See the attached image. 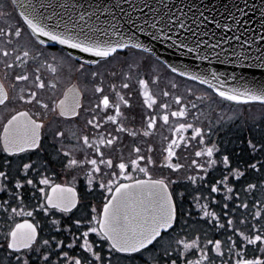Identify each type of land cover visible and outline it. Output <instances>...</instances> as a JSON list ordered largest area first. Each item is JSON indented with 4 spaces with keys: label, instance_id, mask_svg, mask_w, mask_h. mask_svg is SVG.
Returning a JSON list of instances; mask_svg holds the SVG:
<instances>
[{
    "label": "snow or ice",
    "instance_id": "6c2138e0",
    "mask_svg": "<svg viewBox=\"0 0 264 264\" xmlns=\"http://www.w3.org/2000/svg\"><path fill=\"white\" fill-rule=\"evenodd\" d=\"M17 6L21 9V19L14 27L0 29V38H7L6 46L0 48V63L5 69V79L8 71H13L14 81L29 82L27 72H15V69L24 68L30 59L44 56L43 46L49 42L79 49L106 61L119 50L151 52L138 37V33H147L152 40L170 41L174 48L186 50L189 54L195 53L201 61L211 62L215 59L221 64H231L242 69L240 73L233 70L230 74L202 70L201 74L192 72L187 67L169 64L167 67L172 73L207 85L216 96L225 101L237 104L264 103V82L257 84L243 75V71L248 70H260L264 73V8L260 9V31H257L256 28L249 27L251 16L248 11L251 7L255 12L257 6L249 5L247 0L243 6L235 2L225 4L223 11L217 9L215 4L210 7L208 3L201 5L196 0H139V3L137 0H114L112 3L105 0L104 3L86 5L78 0H47V3L44 0H20ZM6 7L8 5L0 0V8ZM57 8L63 9L68 14L67 18L58 13ZM49 9L51 14L46 15L45 12ZM53 20L55 23L51 22ZM26 29L30 30V41L38 45L35 56L27 47L18 48L14 43V39L19 42ZM258 41L262 43L258 45ZM7 45H13L11 53ZM253 51L257 54L253 55ZM10 56L12 62L8 60ZM92 63L98 64L99 61ZM125 63L129 67V79L132 68L139 69L142 64L146 76L149 72L156 71L146 60L133 59ZM80 69H84L83 64ZM91 75L98 78L100 73L92 72ZM159 79L157 75L155 82L158 83ZM229 79L236 81V84L229 85ZM32 83L38 89L47 86L39 75L32 79ZM138 83L142 86L144 104L155 111L154 106L158 104V100L150 88V80L139 79ZM51 87L56 88V84ZM122 87L128 89L130 85L124 83ZM171 87L177 89L179 84L173 82ZM16 88L17 84L13 83L11 89ZM111 88L115 91L116 85H111ZM94 91L100 96L98 102L88 109L92 118L86 120L87 125L93 129H102L110 123L115 125L117 135L97 133L94 139L88 134L76 137L84 148L94 150L91 158L84 156L83 159H77L71 151H64L65 133L54 128L44 118L43 112L14 108L10 118L2 123L0 193H7L10 200L17 204L12 207L7 201L0 202V209L5 214L0 218V250L5 253L7 264H135L136 255L143 258L145 251L152 253L151 264H216L217 260L219 264H264V184L248 182L243 189V197L239 191L229 186L230 176L240 180L249 170L260 173L264 169V129L260 131L258 140L255 137L247 140L252 153L250 159L254 162L246 161L245 170L232 168L229 156L223 155L220 162L228 170V174L205 185L208 171L217 165L215 153L221 149L215 143L210 147L205 143V137L212 133L211 127L205 131L204 127L187 122L190 115L188 105L177 94L174 97L175 104L179 106L177 110H170L168 103L159 104L163 110L159 118L165 124L169 123L170 117L176 118V124L172 128L176 135L164 149L166 155L162 167L179 173L185 165L173 162V158L179 159L176 150L196 140L201 147L195 151V157L207 159L204 163L193 159L191 164L205 175H185L176 179L170 176L153 178L148 165L155 167L156 161L151 156L142 154L139 146L132 150L135 158L126 159L121 153L114 163L112 157L105 156L101 146L114 148L121 144L119 133H127L132 137L140 133L125 126L124 120L127 117L121 106L130 108L131 104L124 95L116 93L115 100H110L99 84ZM186 91L194 95L191 88ZM162 94L164 97L172 96L170 91ZM37 96V91L29 90L25 94L23 87L13 96L3 80H0L2 107L7 108L16 100L23 104L36 102L42 110L56 111L61 117H79L84 108L82 93L76 88L64 94L58 109H50V105L38 100ZM198 99L203 100L205 97L200 96ZM191 107L196 108L197 105L193 104ZM109 109L114 110V114H108ZM197 118L193 116V120ZM156 122V116H147L146 128H155ZM189 130L190 137L185 135ZM143 135L150 136L151 132L145 130ZM49 136L53 141L59 138L60 148L57 149L55 142L45 144ZM50 148L55 152L56 159L51 158ZM40 153H44L43 157L38 161L33 160V156H39ZM57 164L66 170L86 167V184L83 190H78L75 176L70 182H56L48 174V170L51 166L54 171ZM134 172L143 174L146 179L137 178L133 175ZM183 181L197 187L193 192H187L185 185V191H177L174 186H180ZM202 187L207 189L208 196L204 195ZM25 189L34 198L31 205L25 204ZM222 189L227 193L225 202L221 205L223 210H229L227 201H233L234 196L241 201L235 208L248 210L251 203L250 218L239 221L243 227L236 226L229 210L224 211L223 215L229 217L227 227L232 229L233 234L223 241L207 239L202 244L199 235L191 240L187 236L172 237L170 230H175L174 226L180 216H186L185 224L193 217V210L185 209L182 204L188 195L192 196L195 208L199 209L204 218H211L216 221V226L225 228L226 225L220 223L221 216L210 211V205L206 202L211 194L219 193ZM97 194L100 196V203L93 205L89 197ZM26 208L31 210L26 211ZM82 209L86 210V214L81 212ZM17 215L32 219L16 222ZM37 216L50 221L51 231L47 238L42 235L46 225L33 222ZM63 233H67V237L58 239ZM66 240L70 242L66 243ZM77 248L80 249L79 255L75 253ZM0 264H4V260H0Z\"/></svg>",
    "mask_w": 264,
    "mask_h": 264
},
{
    "label": "flooded vegetation",
    "instance_id": "af4514ba",
    "mask_svg": "<svg viewBox=\"0 0 264 264\" xmlns=\"http://www.w3.org/2000/svg\"><path fill=\"white\" fill-rule=\"evenodd\" d=\"M2 2L6 3L8 7L0 8V29H7L9 26L14 27L18 23V21L21 19L19 17V11L17 7L14 6L13 0H2ZM6 40L7 38H0V48H4L6 46ZM32 40H34V36H32ZM14 43H16V46L18 48L27 47L29 50L33 52L34 56L36 55L38 45L30 41V30L26 29L23 36L20 38L19 42L17 43L14 39ZM12 47L13 45H7V49L10 53L12 52ZM43 50L45 52L44 56L39 57L34 60L30 59L24 68L17 67L15 69V72H27L30 76L29 82L25 83V82L14 81L12 79L13 71H8L7 79H5V69L3 68L2 63H0V80H3L6 88L10 89L11 94L13 96L17 94L19 88L21 87L25 89V94H27L29 90L37 91L38 92L37 99L45 103H48L50 105V109H54V108L58 109L59 101L64 98V94L71 87H76L79 90V92L82 93L84 108L81 110V114L79 117H68V116L61 117L57 114L56 111L50 110V113L54 115V121H53L54 128H59V130L65 133V138L63 140L64 148L70 147V149L76 150L77 148H79V145H82V143H78V142L76 143L74 141H71V143L68 144V142L70 141L69 136H68L69 135L68 129L66 127L64 128L63 126H65V124L67 123L75 124L80 118L83 119L85 117L86 118L91 117L88 109L93 107V105L96 102H98L100 94L95 93L94 91L95 86L98 84L105 89L104 94L109 95L110 100H115L116 93H120L121 95H124L126 99L130 101V104H131L130 108L127 106H123V105L121 106L122 112H124L125 116L127 117V119L124 120V123H125V126L128 127L129 129L135 130L140 133V135L136 137H132L131 135L127 133H119L118 135L120 136V140L122 141V143L118 144L114 149L113 148L109 149V148H105L101 146V150L104 151L105 156L112 157L114 160V163L117 162V159L121 155V153L126 159L129 157L135 158V153L132 150L134 147H137V146L141 147L142 154H147L148 156H151L153 160H154V155H153L154 148H157V147L160 148L162 147V145H164L162 149L163 148L165 149L167 147L171 138H174L176 133L172 130H171V133L169 132L170 130L169 124L171 122L170 119H169V123L165 124L162 121V119L159 118V116L163 114V110L160 109L159 104L168 103L170 106V110L172 111L177 110L179 106H177L174 102V97L177 94L181 95L183 97V103L188 105V110H189L190 115L187 118V122H192L196 126L202 127V121L200 119L201 109H202L201 106L205 99L203 100L198 99V97L202 95H200L194 89H196L195 86H201L205 90H209L211 93H213V91L210 90L208 87H204L196 82L194 83L186 78H182L172 73L166 66H164L162 63H160L156 58H154L151 55H148L141 51L126 50L123 52H118L114 57L106 61L99 62L98 64L91 66V65L83 64L77 59L72 58L63 49H59V48L52 47V46L51 47L43 46ZM128 51H135L136 53H139V52L143 53L144 58L142 60H146L148 64L154 66L156 68L155 73L149 72L146 76L145 75L146 70L142 64L139 69H137L136 67L132 68L131 79H129V67H128V64L125 63V61L130 62L131 60L135 58L128 57L126 59L124 57H121L118 60L115 59L117 55H123L124 53H127ZM53 57H55V59H53ZM0 60H2V58H0ZM8 60L9 62H12V57L10 56ZM113 60H117V61H113ZM109 63H111L112 65H109ZM81 64L84 65L83 70L80 69ZM108 65L109 67H107ZM100 66L102 67L99 70L98 68ZM104 67H107V69L105 70ZM86 72L89 75H91L92 72L100 73V76L98 78L90 79L92 82H90L89 84L93 83L92 93L91 92L88 93L86 91V83H85ZM36 75H39L40 78L47 85L44 89H38L32 83V79H34ZM157 75L160 77L158 83L155 82V77ZM145 78H148L150 80V88L158 100V104L154 106L155 111L148 109L147 106L143 102L142 86L138 83V80L145 79ZM173 79L175 81H173ZM173 82L179 84V88L177 89L172 88L171 84ZM13 83L17 84V88L14 90L11 89V85ZM124 83H129L130 87L128 89H124L122 87ZM182 83L183 84L185 83V84L180 85ZM52 84H56V88H52L51 87ZM113 84L116 85L115 91H113L111 88V85ZM186 85L191 87V89L195 93L194 95H190L187 91H184V89L187 88ZM164 91H170L172 93V96L164 97L162 94ZM213 95L215 94L213 93ZM193 104H196L197 107L192 108L191 106ZM12 105H17L16 107H18L19 110H28L31 112H37V111L39 112V108H40V105L36 102H33L32 104H23L22 102H19L18 100L14 101ZM240 105L248 106L244 104H240ZM4 108L5 107L0 106V110ZM10 114L7 117V119L10 118ZM108 114H114V110L109 109ZM149 115H154L157 117L155 128L150 129V130L146 128L147 116ZM193 116H197L198 118L193 120ZM170 118H172L173 121L176 120V118H173V117H170ZM7 119H5L3 122H6ZM214 122L215 121L211 119V122H210L211 124L209 125V127H211L212 129V133L210 134V136L205 137V139L210 137L212 143H217V145L219 143V145L220 144L222 145L220 146V149L223 148V151L221 150L220 152H217L216 154L217 158L221 161L223 155H228L231 165L238 164L239 166H243V164L246 161H251L249 157L250 155H252L251 149L247 147L248 148L247 150L249 151L248 153L246 152V150H244V146L247 144V140L250 137V132H251L250 128L244 127L240 129L239 127L240 120H236V121L232 120L227 125V129L229 130L226 133L227 139H224L223 138L224 135H221L218 141V137L216 138V135H215L217 130L216 128H214ZM2 123L0 124V128H2ZM101 123L102 124L104 123L102 119H101ZM175 124L173 123L171 125V129L173 128ZM87 127L89 129V125ZM234 127H237V128L234 129ZM254 128H255V132H257V138L259 139L260 131L264 129V121H263V126L258 125L257 127H254ZM96 130L98 131V133H103L104 135H107L108 133L117 135V133L115 132V125H112L110 123L106 124L102 130L100 129H96ZM145 130L150 131L151 135L144 136L143 132ZM207 130L208 129H206V131ZM235 131H238V134H239L238 137H236ZM71 132H73V130H71ZM185 135L190 137L191 130H189L188 133H186ZM49 142L51 143L55 142L57 149L60 148L61 146V145L59 146L60 144L59 138H57L56 141H53L52 137L49 136L48 140L45 141V144L46 143L49 144ZM149 149H152V151H149ZM197 150H199V148ZM51 152H54V151L51 149ZM43 155L44 153H40L39 156H33V160L38 161L40 160L41 157H43ZM51 158L56 159L57 157L55 154L51 153ZM148 167L150 168V172L152 176L157 171L159 172L161 170H167L166 167L161 168V167H157V165L153 167L151 164H149ZM49 168H51V166ZM54 170L56 172L50 175L53 176V178L58 183L64 182V181L70 182L69 180H71L73 177L72 173L67 172L68 170L70 171V169H67V170L63 169L58 164L55 165ZM196 170L199 171V169H196ZM136 173H137L136 175L137 178L146 179V177L143 174L139 172H136ZM225 174L227 173L225 172ZM153 178H159V177L156 176ZM186 183L189 184L190 182H186ZM174 187H176L177 189L178 187L181 188L182 186H174ZM77 188L78 190H81L80 187L77 186ZM27 193H26V199H27ZM105 195H107V193H105ZM94 196L89 197V200L91 201V203L93 205L94 203H97V204L100 203V201L97 202L95 201V199L92 198ZM8 200L12 202V204L15 203L14 201H11L10 198ZM27 210L28 209L26 208V211ZM24 219H32V218L18 216L16 222H22ZM33 222L36 223L34 220ZM37 223L40 224L39 222ZM42 223H43V218H42ZM177 225L178 223L174 226V228H176ZM170 231L173 232L172 230ZM137 256H139V254H137L136 257Z\"/></svg>",
    "mask_w": 264,
    "mask_h": 264
},
{
    "label": "rangeland",
    "instance_id": "374dc122",
    "mask_svg": "<svg viewBox=\"0 0 264 264\" xmlns=\"http://www.w3.org/2000/svg\"><path fill=\"white\" fill-rule=\"evenodd\" d=\"M121 57H124L126 59L128 57H131V58L134 57L136 60H142L144 58V55H143V53H140V52L136 53L135 51H128L127 53H124L123 55H117L115 59L118 60ZM117 60H113V61H117ZM109 65H112V64L109 63ZM109 65L107 67H109ZM102 66H100L98 69L100 70V68ZM107 67H104L105 70L107 69ZM91 78L93 79L92 75H89L86 72L85 83H86V91L88 93L93 92L92 91L93 83L89 84L90 82H92L90 80ZM173 81H175V80L173 79ZM184 84L182 83L180 85H184ZM186 87L191 88L188 85H186ZM195 87H196V89H194V90H196L200 95L206 96L205 100L203 101L202 106H201L202 109H201L200 119L202 121V127H204V129L206 131V129H208L209 125L211 124L210 123L211 119H213L215 121L214 122V128H216V130H217L215 135H216V138L218 137V141H219L221 135H224L223 138L227 139L226 133H227V131H229L227 129V125L232 120L233 121L240 120V126L239 127H241V128L249 127L250 131H252V129L254 130L255 126H258V125L263 126V121H264V117H263L264 106L263 105L261 106L258 104H251L248 106H242V105L239 106V105L232 103L230 101L228 102V101H225L221 98L216 97L209 90H205L201 86H195ZM187 88H185L184 91H186ZM193 93H194V91H193ZM16 106L17 105L10 104L7 106V108L0 110V124L5 119H7V117L9 116L10 113H12V109H14V108L18 109V107H16ZM39 112H43L44 118L46 120L50 121L52 126L54 127V124H53L54 115L50 113V110L44 111L40 107ZM91 118L92 117H87V118L85 117L83 119L80 118L75 124L67 123V124H65V126H63L64 128L66 127L68 129V133H69L68 136H69V140H70L68 142V144L71 143V141H74L77 143L76 137H80V136H83L86 134L90 135L93 139L95 138L98 131L96 129L91 128V126H89V129H88V127H87L88 125L86 124V120L91 119ZM170 121L171 122L169 124V126H170L169 132L171 133V130H172L171 125L173 123L175 124L176 120L173 121V119L170 118ZM236 128L237 127H234V129H236ZM1 129L2 128H0V130ZM102 129H100V130H102ZM71 130H73V132H71ZM235 133H238V131H235ZM253 137H255V139L258 140L257 134H254ZM250 138H251V135H250L249 139ZM49 143H51V142H49ZM205 143L210 147L212 145L211 138L210 137L206 138ZM215 144H217V143H215ZM46 145H47V143H46ZM59 146H60V144H59ZM163 146L164 145H162V147ZM218 146L220 147L222 145L221 144L219 145V143H218ZM162 147L154 148V154H153L157 167H161V168H163L162 165L164 164V157L166 155V153L163 152L164 148L162 149ZM200 147L201 146L198 144V142L196 140L192 141V143L190 145H182L180 149L176 150L177 156L179 157V159L177 160L176 158H173V162L174 163H181V164L185 165V167L183 169H181V171L179 173L170 172L169 169L161 170L162 172L157 171L153 175V177L157 176L160 178L161 176H170L172 179H176L178 176L180 178H183L185 175L204 176L205 175L204 172H202L201 170L197 171L196 168L191 164V161L193 159H198V160H200L201 163H204V161L207 159L206 157H201V158L195 157L194 151H197V149ZM247 147H248V145L246 144L244 146V150H246V152L248 153L249 151L247 150L248 149ZM221 150L223 151V148H221ZM64 151H66V152L71 151L73 156H75L77 159H83L84 156H88L89 158H91L94 155V150L84 148V147H82V145H79V148H77L76 150H72V149H70V147H66V148H64ZM49 152H50V154L51 153L55 154L54 152H51V149H49ZM216 154L217 153H215V159L217 160V165L208 171L207 178L204 181L205 185H210V184L214 183L215 181L221 179L223 175L228 174V170L225 169L224 165L217 158ZM61 157H62V153H61ZM249 157H251V155ZM247 162H254V161L251 160V161H247ZM231 166H232V168L239 167L241 170H245V168H246L245 163L243 164V166H239L238 164H236V165L232 164ZM86 170H87V168L85 167V168H77L75 170L70 169V171L69 170L67 171L68 173L70 172L73 174V176L76 177L77 186L80 187L81 190H83V188L86 184V179H85V171ZM55 172L56 171L55 170L53 171L52 167L49 168V170H48L49 175L54 174ZM225 172L227 174H225ZM133 175L136 176L137 173L134 172ZM105 179H107V177H105ZM71 180H69V181H71ZM186 182H188V181H183L182 184L180 185L182 187L181 188L178 187L176 190L177 191H185V185H187V192H193L197 186L191 185L190 183L188 184ZM248 182L264 184V172L261 171L260 173H255V172H252L251 170H249L248 172H246L245 177H242L240 180H236L234 176H230V178H229V186L233 187L236 191H239L241 193L242 197L244 195L243 189L247 187ZM24 191L26 193L27 192L29 193V195L27 193V199H25V204L31 205L32 203H34V198L32 197L31 193L27 189H25ZM202 191L204 192L205 196L209 195L206 188L202 187ZM225 195H227V193L222 189L221 192H219V193L211 194L210 199L208 201H206L210 205L209 210L215 211L218 215L221 216L220 223L225 224L226 225L225 228L221 229L218 226H216V221L212 220L211 218H204L202 216V213L199 211V209L195 208V205L192 202V196L188 195L187 199L185 201H182V204H183V207L185 209L191 208L193 210V217L189 220L188 224H185L186 216H180L179 224L176 226V228H174L175 230L173 232H171L172 237L181 238L183 236H187L188 239L191 240L196 235H199L201 238L202 244L206 243L207 239H221L223 241L226 239V237L228 235L233 234L232 229L227 227V219L229 217H225L223 215L224 211H229V210H230V217L236 221V226L237 227H243L239 224V221L241 219L250 218L251 203H250V208L248 210H245L243 208H235V205L239 204L241 201L236 199L234 196L233 201H227L229 203V210H223L221 205L223 202H225V199H224ZM92 198L95 199V201H97V202L100 201V196L98 194ZM8 199H9V197H8L7 193H0V202L7 201L8 203L11 204L12 207L17 206L16 202L14 204H12V202H10ZM217 201H219L220 203H217ZM96 204L97 203H94V205H96ZM27 209L31 210L30 208H27ZM81 212L86 214V210H81ZM9 214H10V208H9ZM80 214L81 213H77V215H80ZM4 215L5 214L3 212V209H0V218H2ZM18 216L19 215L16 216V221H17ZM34 221L36 223L39 222L41 225H46L43 229L42 235L45 238H47V236L50 234V231H51L50 221L45 222V219H43V223H42V218L39 216H37ZM252 223H255V221H252ZM244 230H247V229L245 228ZM67 235H68L67 233H63L60 236H58V239H65L67 237ZM67 242H70V241L66 240V243ZM210 247L211 246H209V248ZM75 253L77 255H79L80 249L79 248L75 249ZM104 254L106 255V252ZM151 256H152V253L145 251L143 253V258H141L140 255L136 257L135 264H151ZM4 258H5V253L2 250H0V260H4V264H7V262ZM192 258H195V257H192ZM216 264H219V260L216 261Z\"/></svg>",
    "mask_w": 264,
    "mask_h": 264
},
{
    "label": "water",
    "instance_id": "95a60500",
    "mask_svg": "<svg viewBox=\"0 0 264 264\" xmlns=\"http://www.w3.org/2000/svg\"><path fill=\"white\" fill-rule=\"evenodd\" d=\"M19 2H20V0H16V3H14V6H16L18 11L20 12L21 9L17 6ZM44 2L47 3V0H44ZM57 2H63V0H57ZM72 2H77V0H72ZM78 2L86 5L87 3H104L105 0H78ZM106 2L112 3V2H114V0H106ZM234 2L239 3L241 6H243L245 3V0H196V3H199L201 5H203L204 3H208L210 7L213 4H215L216 8L219 9L220 11H223V5H225V4L231 5ZM137 3H139V0H137ZM247 3L249 5L255 4L257 6V10L255 12L252 11L251 7L248 9L249 15L251 16V22L249 24V27H254L257 29V31H260V28H259L260 9L264 8V0H247ZM154 6H155V3H154ZM125 7H127V5H125ZM56 11L58 13L64 14L65 18H67L68 14L64 13L63 9L57 8ZM145 11H147V9H145ZM45 14L50 15L51 10L50 9L47 10L45 12ZM51 22L55 23L54 20ZM125 31H127V29H125ZM138 37L142 43H144L148 48L151 49V52H144V53L153 56L154 58H156L160 63H162L166 67L169 64L176 66V67H187L188 70H190L192 72H196V73H201V74H203L202 70H204V71L214 70L218 73H229V74L233 70H235L237 73H240L242 71V69L237 67V66H234L231 64H229V65L221 64L218 61H216L215 59H213L211 62L201 61L196 56L195 53L189 54L186 52V50H179L177 48H174L171 46L170 41H165L163 39L152 40V38L149 37L147 35V33H138ZM44 39H47V38H44ZM261 43L262 42L258 41V45H260ZM44 46H47V47L52 46V47H56L59 49H63L72 58L77 59L78 61L82 62L83 64H87V65H91V66H94L97 64V63H92L93 61H99V62L105 61L99 57L93 56L90 53H83L79 49H72V48H69L65 45H60V44L55 43V42H49L48 44H46ZM233 46H235V42H233ZM123 51H126V50H119L118 52H123ZM136 51H139V50H136ZM252 54L255 55L257 53H255V51H253ZM174 74L179 76L178 73H174ZM243 75L246 77V79L251 80V81H255L257 84L264 82V73H262L260 70L243 71ZM182 78L188 79V77H182ZM188 80H190V79H188ZM192 82L195 83L196 81H192ZM228 82H229V85H235L236 84V81H232L231 79H229ZM196 83L199 84V82H196ZM202 86L208 87L207 85H202ZM73 88H76V87H71L70 89H73ZM70 89H68L66 92H68ZM232 103H235V102H232ZM235 104H237V103H235ZM251 104H258V105L264 106V103H261V102H250V103L244 104V105H251ZM238 105H240V104H238ZM68 117H71V116H68Z\"/></svg>",
    "mask_w": 264,
    "mask_h": 264
},
{
    "label": "trees",
    "instance_id": "16d2710c",
    "mask_svg": "<svg viewBox=\"0 0 264 264\" xmlns=\"http://www.w3.org/2000/svg\"><path fill=\"white\" fill-rule=\"evenodd\" d=\"M263 117H264V115H263ZM255 127H257V126H255ZM240 128H241V127H240ZM254 134H257V132H255V129H254V130L252 129V131L250 132L251 138H253ZM235 135H236V137L239 136L238 133H236ZM239 141H240V140H239ZM261 171L264 172V169H262ZM261 178H262V177H261ZM179 221H180V218H179ZM179 221H178V224H179Z\"/></svg>",
    "mask_w": 264,
    "mask_h": 264
}]
</instances>
